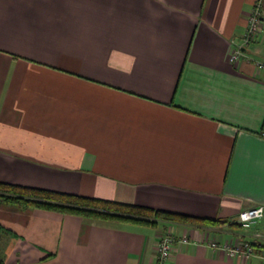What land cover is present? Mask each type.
I'll list each match as a JSON object with an SVG mask.
<instances>
[{"label": "crops", "instance_id": "obj_1", "mask_svg": "<svg viewBox=\"0 0 264 264\" xmlns=\"http://www.w3.org/2000/svg\"><path fill=\"white\" fill-rule=\"evenodd\" d=\"M258 1L0 0V182L227 221L0 203L2 264H153L166 232L168 264L262 263L264 217L231 223L264 205V17L229 61ZM242 240L261 251L209 245Z\"/></svg>", "mask_w": 264, "mask_h": 264}, {"label": "trees", "instance_id": "obj_2", "mask_svg": "<svg viewBox=\"0 0 264 264\" xmlns=\"http://www.w3.org/2000/svg\"><path fill=\"white\" fill-rule=\"evenodd\" d=\"M0 203L23 209H42L88 219L144 226H156L163 221L203 225H219L227 222L217 218H198L112 200L78 196L7 182H0ZM231 223L238 224L233 220ZM0 264H2L1 261Z\"/></svg>", "mask_w": 264, "mask_h": 264}, {"label": "built area", "instance_id": "obj_3", "mask_svg": "<svg viewBox=\"0 0 264 264\" xmlns=\"http://www.w3.org/2000/svg\"><path fill=\"white\" fill-rule=\"evenodd\" d=\"M263 10L261 2H256L249 12L247 25L239 44H233L230 48L229 61L235 62L244 56L247 48L255 42L263 31ZM259 68L261 64L257 65ZM264 217V205H258L237 214L234 221L241 227H250L252 224L260 221ZM260 238V234H256ZM175 236L170 232L162 234L156 244L153 264H168L172 249L175 243ZM186 242V238H182ZM212 248L222 249L229 257H238L249 260L257 252L261 251V245L252 243L247 240L231 243L209 244ZM261 264H264V259Z\"/></svg>", "mask_w": 264, "mask_h": 264}, {"label": "water", "instance_id": "obj_4", "mask_svg": "<svg viewBox=\"0 0 264 264\" xmlns=\"http://www.w3.org/2000/svg\"><path fill=\"white\" fill-rule=\"evenodd\" d=\"M264 253V252H263Z\"/></svg>", "mask_w": 264, "mask_h": 264}]
</instances>
